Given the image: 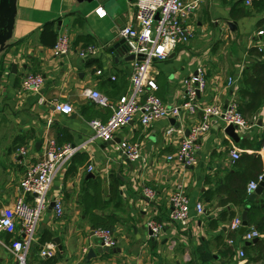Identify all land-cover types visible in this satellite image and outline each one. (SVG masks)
I'll use <instances>...</instances> for the list:
<instances>
[{
  "label": "crops",
  "instance_id": "obj_1",
  "mask_svg": "<svg viewBox=\"0 0 264 264\" xmlns=\"http://www.w3.org/2000/svg\"><path fill=\"white\" fill-rule=\"evenodd\" d=\"M134 1L14 0L12 4L11 34L0 47V207L19 194L20 178L40 158L48 137L58 143L81 145L68 166L55 175L47 192L50 203L59 198L64 211L56 217L50 203L42 210L27 263L37 264L36 244L44 233H50V239L57 238L56 245H60L52 264H264V249L259 250L264 233L245 244L241 243L239 227L228 226L235 215L241 216L245 206H263L264 188L256 195L258 201H250L246 189L243 206L220 202L226 196L220 185L228 175L236 179L242 173L250 176L260 166L264 172V104L249 128L235 129L238 140L226 133L221 119H212L198 140L196 163L190 166L166 158L177 144L165 129L173 123L187 133L201 118L199 110L183 111L176 119L161 117L147 126L141 123L138 111L114 131L112 139L89 138L93 133L89 120H106L111 110L83 94V88H96L111 100L128 89L132 58L126 56L130 53L117 55L110 48L121 36L119 29L124 23H136ZM235 1L197 0L189 18L193 36L178 45L169 58L154 61L156 93L168 106L182 100L181 79L198 66L205 68L207 79L205 91L199 94L201 103H225L237 97L242 69L252 58L248 49L255 47L264 56V1L251 0L246 4L247 14L232 17V9L239 5ZM99 4L107 12L103 17L94 13ZM229 20L235 22L236 29L228 26ZM46 22H51L57 35H69L71 46L67 53L54 56L52 44L42 41ZM259 29L263 34L258 33ZM236 35L239 45L233 44ZM87 44L96 45V51L82 57L79 49ZM221 45L228 48L222 49ZM98 69L102 71L98 73ZM29 71L41 73L44 83L37 89L22 91L21 78ZM228 78H232L231 83ZM63 101L73 106L72 112L54 109L55 102ZM122 139L140 145V157L130 164L118 148ZM23 145L27 153H16V148ZM231 148L239 150L240 158L232 159ZM256 153L260 154L261 164L254 161L252 155ZM112 174L122 181L117 205L116 198L110 199ZM178 182L184 184L190 200L186 225L168 218L167 195ZM143 185L155 189L152 198L142 195ZM26 199L31 200L32 194L27 193ZM197 201L204 204V213L197 212ZM90 206L96 213L117 217L113 226L117 243L109 250H98L101 244L92 235L94 228L85 213V207ZM150 218L163 222L156 236L148 232L146 221ZM248 225L257 227V223ZM6 235L0 231L4 241L8 239ZM229 237L233 238L232 244L227 242ZM243 244L251 247L239 258L238 248ZM90 248L95 254L88 256ZM12 261L13 255L0 244V264Z\"/></svg>",
  "mask_w": 264,
  "mask_h": 264
},
{
  "label": "built area",
  "instance_id": "obj_2",
  "mask_svg": "<svg viewBox=\"0 0 264 264\" xmlns=\"http://www.w3.org/2000/svg\"><path fill=\"white\" fill-rule=\"evenodd\" d=\"M249 4L251 0H244ZM197 0H135L134 18L136 23L126 22L119 29L128 45V53L134 55L132 58V69L129 76V85L125 93L111 100L107 95L96 88L85 87L83 94L89 96L99 106L109 107L111 113L106 120L91 118L89 124L93 133L90 139L102 140L112 139L114 131L127 124L136 112H140V121L144 126L161 117H173L176 119L183 111L195 113L201 111V118L191 125L187 133L182 129L169 124L165 134L171 136L177 144L174 151L168 152L166 158L176 161L183 166L196 163L198 140L208 130L211 121L219 118L224 125L234 124L235 129H247L253 121L246 118L237 109L235 98H230L225 103L219 100L201 103L199 94L204 92L207 86L205 68L198 66L192 72L181 79L182 100L168 106L156 93L157 82L153 74L155 60L169 58L175 48L184 44L193 36L189 18L197 7ZM94 13L100 17L106 15V9L99 4L94 8ZM263 34V29L258 30ZM71 46L70 37L66 32L57 35L52 45L54 56L65 54ZM260 47V45H259ZM96 51V45L87 44L79 49V55L87 57ZM102 70L98 69L100 73ZM232 82V78H228ZM44 83V76L39 72H26L21 78L22 91L37 89ZM54 109L62 113H70L73 106L66 101L55 102ZM81 145H75L69 141L58 143L55 138L48 137L46 145L40 158L30 164L18 183L19 194L14 200L0 207V231L9 233L7 241L0 236V244L12 255L11 264H28L27 253L35 239L38 221L42 210L50 203L47 192L52 185L55 175L67 167L73 155ZM264 148V139L261 143ZM118 148L130 160L140 157V145L136 141L122 139L118 142ZM16 153L24 155L27 153L26 146L16 148ZM232 159H237L240 152L237 148L229 150ZM91 165L88 169H91ZM264 181V173H260L257 179L248 181L246 189L248 192L254 190L259 181ZM32 194V199H26V194ZM141 193L146 198L155 195V189L150 185H143ZM168 218L181 225H186L190 216V200L184 190V184L178 182L167 195ZM198 213H204V204L201 201L195 203ZM52 209L54 215L59 217L63 213L62 202L59 198L53 199ZM242 224L240 215H235L229 223L230 229H236ZM146 226L152 235H158L163 227V222L154 218L146 221ZM92 235L96 236L103 246L113 247L117 243L114 231L110 227H95ZM259 235L254 225H247L246 230L240 235L241 243ZM229 244L233 238L227 239ZM57 249L53 240L45 241L38 252L39 264H49L46 259L52 257ZM86 247L83 251H86ZM245 252L242 247L238 248V257L243 258Z\"/></svg>",
  "mask_w": 264,
  "mask_h": 264
},
{
  "label": "trees",
  "instance_id": "obj_3",
  "mask_svg": "<svg viewBox=\"0 0 264 264\" xmlns=\"http://www.w3.org/2000/svg\"><path fill=\"white\" fill-rule=\"evenodd\" d=\"M235 2L239 5L237 8L234 7V10L232 9L231 12L232 17L242 16L248 13L244 0H236ZM56 37H57V32L51 27V22H46L42 29V36H41L42 41L44 43L53 45V43L56 40ZM248 52L252 54V58L242 69L241 81H240L241 85L238 89V95L237 97H235V100L237 103V109L241 111L246 118L252 120L258 109L262 106V104H264V56L262 54V51L258 50L255 47L248 49ZM256 154L252 155L254 161H259V164H261L260 154L259 153ZM238 158H240V156ZM260 170H261V166L257 170H255L254 174L244 177L242 173L241 175H239L237 179L236 177H230L228 175L227 179L225 180V183L220 185L224 189L226 194V196L222 198L220 202L221 203L232 202L237 205H242V206L245 205L244 193H246L247 183L251 179H257L260 173H264L261 172ZM121 182L122 181L118 178L116 174H112V180L110 182V199L116 198L117 199L116 205L120 201L118 185ZM248 211H249L248 223L249 224L257 223L256 228L259 231V233H264V204L261 207H255L251 205L248 208ZM85 213L93 228L103 226V227H110L113 229V226L117 222V217L114 214L96 213L92 210L91 206L85 207ZM230 215H232V213ZM260 218L263 220L262 223L258 221V219ZM6 234H7L6 235V239H7L9 237V233L6 232ZM50 238H51L50 233L48 234L44 233L39 238L38 244H36L38 247V252L41 245L45 241L51 240ZM250 247H251L250 245L243 244L244 252L246 250H249ZM263 249H264V243L259 245V250L263 251ZM46 261L49 264H52L54 261V257L53 256L49 257L46 259ZM37 264H39V262H37ZM187 264H191V263H187Z\"/></svg>",
  "mask_w": 264,
  "mask_h": 264
},
{
  "label": "water",
  "instance_id": "obj_4",
  "mask_svg": "<svg viewBox=\"0 0 264 264\" xmlns=\"http://www.w3.org/2000/svg\"><path fill=\"white\" fill-rule=\"evenodd\" d=\"M78 1H84V0H78ZM13 2H14V0H1L0 1V47L3 46L4 41L11 34L12 24H13V20H14V13H13V7H12ZM227 24L232 30L236 29L235 22L229 20V21H227ZM110 49L112 51H114L115 54H117V55H119V53L128 51V45H127V42H126L125 38L120 36L115 42H113V44L111 45ZM133 57H134V55L130 53V54H128L126 56V59H131ZM226 103H227V100L225 101L224 106H226ZM235 128H236V126L234 124H227L226 127H225V131L233 139L238 140L240 136L236 133ZM125 161L128 164H130V162H131L127 157H126ZM263 186H264V181L263 180L259 181V183L256 186V188L249 192L248 199L250 201H253V200L254 201H258V199H256V195L261 192ZM259 202L261 204H263L262 203L263 202L262 199H259ZM50 204L53 205V201ZM247 210H248V206H245L243 211H242V213H241L242 224L240 225V227L238 229V232L240 234H242L246 230V227L248 225ZM148 232L151 233L150 229H149ZM257 239H258V237L256 236V237L252 238L251 240H246L245 244H249V243H251L253 241H256ZM53 240L55 242L58 241L57 238H53ZM57 246H58V248H60L59 244H57ZM109 248L110 247H108V246L100 245L98 250L99 251H101V250H109ZM94 254H95L94 250L92 248H90L88 250L87 255L90 256V255H94Z\"/></svg>",
  "mask_w": 264,
  "mask_h": 264
},
{
  "label": "rangeland",
  "instance_id": "obj_5",
  "mask_svg": "<svg viewBox=\"0 0 264 264\" xmlns=\"http://www.w3.org/2000/svg\"><path fill=\"white\" fill-rule=\"evenodd\" d=\"M227 38H229V36H228ZM229 40H230V39H229ZM232 40H233V44L236 43V44L239 45L237 35L234 36V38H233ZM187 42H188V41H187ZM187 42H186V43H187ZM184 44H185V43H184ZM228 46H229V45H228ZM221 47H222V49H225L227 46L224 47V46L221 45ZM227 48H228V47H227ZM227 54H229V53H227ZM96 240H97V239H96Z\"/></svg>",
  "mask_w": 264,
  "mask_h": 264
}]
</instances>
